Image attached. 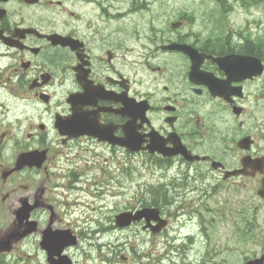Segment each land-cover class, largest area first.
<instances>
[{
	"label": "flooded vegetation",
	"instance_id": "flooded-vegetation-1",
	"mask_svg": "<svg viewBox=\"0 0 264 264\" xmlns=\"http://www.w3.org/2000/svg\"><path fill=\"white\" fill-rule=\"evenodd\" d=\"M116 2L0 0V264L106 262L116 243L133 242L126 250L135 253L138 241L170 227L167 218L159 232L157 221L115 218L152 203L117 211L107 227L64 218L57 158L84 144L116 161L144 158L159 179L155 196L195 192L205 205L238 193L230 215L242 242L264 206L263 19L253 27L231 20V10L202 13L209 28L201 34L189 27L194 17L181 16L176 29L152 36ZM172 43L197 50L194 61L163 49ZM248 190L257 204L248 205ZM258 240L241 264L264 257V230ZM101 243L109 246L103 259Z\"/></svg>",
	"mask_w": 264,
	"mask_h": 264
},
{
	"label": "rangeland",
	"instance_id": "rangeland-1",
	"mask_svg": "<svg viewBox=\"0 0 264 264\" xmlns=\"http://www.w3.org/2000/svg\"><path fill=\"white\" fill-rule=\"evenodd\" d=\"M117 1L120 11H135L127 17H134L136 27L142 28L145 33L150 32L152 36L154 29H169L171 23L178 22L181 16L194 17L189 20L193 24L189 27L204 34L209 26L203 25L207 20L202 13L222 12L217 0ZM227 3L229 8L233 7L231 20L238 24H243L242 18H245L248 26H257L261 19L264 23L263 6L245 8L236 0H227ZM187 29L185 27L184 31ZM71 170L77 174L75 181L70 177ZM157 181L159 179L152 172L149 173L141 156L132 162L116 161L109 157L107 150L89 144H84L76 156L73 154L67 159L62 154L57 158L56 182L60 186L56 188L55 195L60 201L64 218L80 221V225H85V221H100V225L107 227L110 224L106 221L114 219L117 211L152 203L160 207L165 218L171 221L164 235L153 234V238L146 242L138 241V252L126 250L127 245L131 247L133 242L116 243L121 248L117 249L115 258L110 255V260L106 262L95 259L94 264H241L244 260L241 251H246L247 257L259 251L258 238L264 230V206L255 207L250 224L253 225L252 229L242 242L234 232L230 215L236 206L238 193H222L206 199L205 203L208 204L205 205L195 192L172 193L169 197L174 200L167 206L163 197L151 193V185ZM70 183L69 188L67 185ZM247 197L249 206L253 205V201L258 203L255 199L250 201L253 197L250 190ZM157 198L158 205H155L153 201ZM180 198L185 199L183 205L178 202ZM220 208H223L225 215H221ZM110 240L116 242L114 237ZM107 249L109 246L101 243L99 257L103 259ZM113 251L115 254V247ZM92 252L96 255L94 249ZM121 255L127 259H121ZM85 264L91 262L85 261Z\"/></svg>",
	"mask_w": 264,
	"mask_h": 264
},
{
	"label": "water",
	"instance_id": "water-1",
	"mask_svg": "<svg viewBox=\"0 0 264 264\" xmlns=\"http://www.w3.org/2000/svg\"><path fill=\"white\" fill-rule=\"evenodd\" d=\"M175 25H178V24H175ZM166 48H170V49H181V50L187 52L192 57V60L193 61L195 59V54H197V50H195L191 46L183 45V44L173 43L171 45L166 46ZM197 69H198V64H196V65L193 66V69L191 71V75L195 71H197ZM61 128H63V127L61 126ZM134 149L135 150H139L140 147L137 146ZM144 216L147 217L148 220H162L163 223L165 222V220L163 218H161L160 211L157 208H146L144 210L138 211L136 214H133L131 212H129V213H125L124 212V213H121V214L117 215L116 219L119 220V222L121 223V225H127L131 219L132 220H140ZM124 221L125 222H128V223H124ZM163 223H162V225H163ZM158 227L159 226L155 227V229L156 230H159V229H157ZM260 260L262 261L263 258L262 259L249 260L246 264H258Z\"/></svg>",
	"mask_w": 264,
	"mask_h": 264
},
{
	"label": "trees",
	"instance_id": "trees-1",
	"mask_svg": "<svg viewBox=\"0 0 264 264\" xmlns=\"http://www.w3.org/2000/svg\"><path fill=\"white\" fill-rule=\"evenodd\" d=\"M255 1H263L264 2V0H255ZM222 5H223V3H222ZM169 197H167V195L164 197V199H165V204H167L168 203V199ZM154 203H158V198L156 199V200H154Z\"/></svg>",
	"mask_w": 264,
	"mask_h": 264
}]
</instances>
